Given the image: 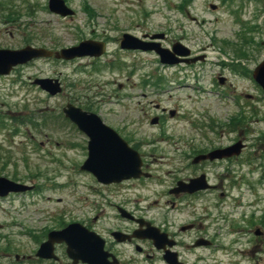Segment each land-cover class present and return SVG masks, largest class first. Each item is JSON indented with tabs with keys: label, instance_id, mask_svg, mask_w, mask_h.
I'll use <instances>...</instances> for the list:
<instances>
[{
	"label": "rangeland",
	"instance_id": "obj_1",
	"mask_svg": "<svg viewBox=\"0 0 264 264\" xmlns=\"http://www.w3.org/2000/svg\"><path fill=\"white\" fill-rule=\"evenodd\" d=\"M184 1L189 4L184 14L178 10L184 5L182 0H64L74 11L71 18L49 14L47 0H12L8 10L0 11V49L17 50L29 45L58 50L85 39L108 41L107 54L99 61L39 59L0 76V176L34 185L37 193L0 201V255L3 251L10 254L3 264H14L15 255L33 256L49 230L74 222L89 223L94 207L111 200L102 189H98V197H92V189L96 188L92 177L78 170L86 157V141L61 118L66 103L97 114L104 124L136 145L153 179L114 191L124 193L133 206L141 204L151 216L162 202L157 191L166 190L174 184L173 180L189 175L187 161L178 162L182 152L186 153L190 145L203 146L205 134L209 140H229L222 136L221 127L227 132L234 128L242 131L246 147L236 161L202 168L209 182L220 184V189L211 191L202 201L190 202L188 207L178 204L167 215V221L179 225L190 221L204 223L200 219L205 218L214 247L210 250L211 259L207 256L204 263L198 264H264V256L248 252L254 247L245 242L244 233L249 225L254 226L253 216L264 220V96L245 75L264 58V0ZM209 4L216 5V9L210 10ZM233 10L251 29L246 38L263 43L256 53L250 50L249 43L242 46L248 52L244 54L246 58L238 61L245 69L239 68L240 75L216 67L217 61L232 60V48L223 41H240L237 34L241 25ZM112 13L116 15L110 21L108 16ZM186 13L199 23H191ZM125 27L133 31H166L168 41L179 40L195 53H205L208 63L187 69L188 78L183 71L159 69L152 53L117 51L113 39ZM108 59L111 66L124 68L115 70L105 65ZM193 68L197 80L189 71ZM155 70L161 74L162 82H174V89L164 94L163 102L155 100L166 112L158 125L151 126L150 117L159 113L146 108L141 94L147 88L130 85L126 80L156 76ZM217 75L226 77L223 86L211 85L210 80ZM36 78L60 80L61 93L49 97L31 84ZM181 83L184 86L176 88ZM165 86L162 83L160 87L166 89ZM213 90L240 94V107H234L229 98L221 100L220 93L215 95ZM169 110H174L176 116L171 118ZM207 127L214 130L210 133ZM238 235L242 239L232 243ZM204 252L196 249L192 257L186 254L183 258L196 260ZM156 257L157 254L151 259L153 262L144 264H156Z\"/></svg>",
	"mask_w": 264,
	"mask_h": 264
},
{
	"label": "flooded vegetation",
	"instance_id": "obj_2",
	"mask_svg": "<svg viewBox=\"0 0 264 264\" xmlns=\"http://www.w3.org/2000/svg\"><path fill=\"white\" fill-rule=\"evenodd\" d=\"M114 15L116 14L112 13L108 16L110 21L114 19ZM158 33H162L164 35L158 41V43H160V45L164 48L170 49L172 44L178 42L174 40L168 41V35L166 31H147L145 28H140L138 31H133L131 27H125V29L120 30L119 35L113 39V43L115 44V47H117V51H121L118 48V44L123 35H130L140 41H143L144 43L151 42V38L153 37V35ZM100 40L106 45L108 44V41H104L103 38H101ZM51 50L55 51L56 49ZM122 52L147 54L144 52L142 53L141 51ZM112 55H115V53H113ZM195 55L196 54L193 52H191L190 54L191 57H194ZM205 59L204 61H206ZM195 65L196 64L188 65L182 63L174 67L173 69L180 70V68H182L185 70L194 67ZM161 67L162 66H160L159 69H161ZM157 71L158 70H155V73L157 74L156 76L154 74H149L148 76H145L141 79L133 80L132 78H128L126 80V83L147 88L146 92L141 94V97L147 102L146 108L153 109L159 113L157 120V124H159L160 120L163 118L166 112V109L164 106L162 107L158 104L159 101L163 102L162 93H164V90L159 88L162 84V81L161 74H158ZM156 99L160 100L155 103ZM169 113L170 112H167V114ZM210 130L212 129H209V131ZM221 131L222 136L226 135L225 138L229 140H223V138V141L218 138L215 140H209V138H206L207 136L205 134L202 136V140L205 143L203 146L198 145V147H194L193 145H190L188 149L185 150L186 153H181V158L178 159V162L187 161L186 169L188 168L187 171L189 172V175L183 179L178 178L173 180L174 184L166 190H162L160 188L157 191V194L162 202H160V206L157 208L154 216H151V214H149L147 210H145L142 206L137 207V204H135L136 206L131 205L130 199L126 197L124 193L121 194L114 191L115 188L121 187H123L122 189L125 190L130 187L131 182L140 183L147 179L140 178L138 180L125 181L119 184L110 185H101L98 183H94L96 185V188L93 190V192L96 197L99 196L98 189H102L103 193L105 192L110 195L111 200L106 201L105 204H101L96 208L94 207L90 222L88 223L86 221H82V223L80 224L83 225L88 231H90V233H92L93 239L96 242L102 244V251L104 252L103 264H144L146 261H151L155 254H157V259L154 260L156 261V264H168V262L172 261L174 262V264H198L199 262L204 263L207 256L209 259H211L210 250L214 247V239L212 238L213 234H210L209 226L205 224V218L202 217L200 219L204 223H194L193 221H190L187 223L174 225L171 222L167 221V215L171 211L176 210V207L179 206L178 204H183L188 207L190 202L195 203L198 201H202L203 198L206 197L205 195L210 194L211 191L215 192L220 189V184H211L209 182L206 175L207 173L204 172L202 168L223 161L226 163L236 161L243 152L242 151L241 154L237 157L222 158L213 161L200 160L199 158L201 156L206 155L212 150L230 146L238 141L243 142L242 131L238 130V128H234L233 130H229L227 132L225 128L221 127ZM119 134L128 144L136 146L131 142L129 138L125 137L121 133ZM228 136L230 137L228 138ZM232 136L233 138H231ZM216 140L218 142H216ZM194 158H198L195 164H193ZM147 168L148 167L146 166V164L143 163L142 171L148 172ZM200 175L204 176V181L209 186V188L205 191H197L193 194H189L183 191H173V189H175L177 185V182L186 183L188 180L196 178ZM126 186L127 188H125ZM220 196L223 197L224 194L221 193ZM154 203L158 204L159 201H155ZM159 210H162V212H160ZM122 214H124L125 217H123ZM253 217L254 219L252 220V222L255 223L254 226L249 225V229L247 228L244 231L246 235L245 242L254 247L253 249L248 250L249 253L257 252L258 254H261L260 256H264V220L261 221L258 216ZM246 226L248 227V225ZM252 227H254L253 230L250 229ZM61 228L62 227H59L57 229L60 230ZM47 232H45L44 239ZM240 232L241 231H239V233ZM236 234H238V232ZM241 239L242 237L238 235V237L234 240H231V242L237 244ZM154 242L156 244H154ZM200 248H202V250H205L202 255H199L200 258L196 260L190 259V261H186L183 258V256H185L186 254H189L190 257H192V255H194V253L192 252ZM125 249H129L130 253H126ZM54 255L56 256L55 260H39L37 258L36 260L34 258L35 260L33 261H40L44 264H86L82 261L74 262L71 258H69L65 253V246L63 243L54 245ZM23 257L24 255L21 258L22 261H28V258H33L28 256L27 258ZM9 258L10 254L6 251H3V254L0 255V262H3L2 260L4 259L9 260ZM14 259L17 263L20 260L16 255ZM97 260L98 257H95L94 261L97 262Z\"/></svg>",
	"mask_w": 264,
	"mask_h": 264
},
{
	"label": "water",
	"instance_id": "obj_3",
	"mask_svg": "<svg viewBox=\"0 0 264 264\" xmlns=\"http://www.w3.org/2000/svg\"><path fill=\"white\" fill-rule=\"evenodd\" d=\"M49 9L62 16L72 14L65 7L62 0H49ZM133 42H135L134 39L124 36L121 47L123 49H150L143 48L138 43L134 44ZM177 46L179 45L174 46L173 52L179 56L188 55L187 50L179 51L176 49ZM103 51L102 44H94L89 41L82 42L73 48L62 49L55 54L43 48L35 49L31 47L14 51L0 50V75H6L12 67L25 64L36 58H46L54 55L57 59L70 60L86 55L98 57ZM155 52L160 56L162 63L170 65L178 63L177 60L170 58L172 55H169L168 51L155 50ZM255 78L264 88V63L259 65L255 70ZM33 83L38 85L43 91L48 92L51 96L60 92V85L56 80L37 79ZM62 112L65 118L75 124L78 130L83 132L89 139L87 144V158L80 166V170L91 173L102 184L117 183L121 180L138 178L140 176L141 162L137 152L130 149L115 131L101 122L99 117L92 113L82 111L71 104H66L62 108ZM154 122L155 120H152L151 124ZM240 147L239 144H236L224 150L214 151L206 157L210 160L223 156L229 157L237 154ZM202 158L204 159L205 157ZM205 188L206 185H204L203 177L201 176L200 178L191 180L185 191L193 193ZM30 189L31 187L15 183L6 178H0V197H4L10 192H24ZM80 232L77 229V225L73 224L59 232L49 233L48 240L40 245L36 255L41 258H46L51 253L54 242H64L67 245V252L70 257L91 260L97 246L94 243L89 244L85 240H76L82 236ZM154 244L156 243L154 242Z\"/></svg>",
	"mask_w": 264,
	"mask_h": 264
},
{
	"label": "trees",
	"instance_id": "obj_4",
	"mask_svg": "<svg viewBox=\"0 0 264 264\" xmlns=\"http://www.w3.org/2000/svg\"><path fill=\"white\" fill-rule=\"evenodd\" d=\"M8 1L9 0H0V11L2 13L9 9Z\"/></svg>",
	"mask_w": 264,
	"mask_h": 264
}]
</instances>
